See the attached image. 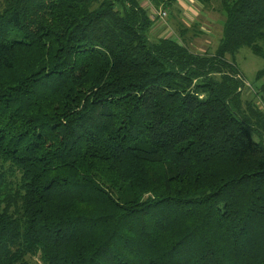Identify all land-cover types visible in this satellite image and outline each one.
<instances>
[{
	"label": "trees",
	"instance_id": "obj_1",
	"mask_svg": "<svg viewBox=\"0 0 264 264\" xmlns=\"http://www.w3.org/2000/svg\"><path fill=\"white\" fill-rule=\"evenodd\" d=\"M221 11L197 54L137 0H0V264H264V0Z\"/></svg>",
	"mask_w": 264,
	"mask_h": 264
},
{
	"label": "rangeland",
	"instance_id": "obj_2",
	"mask_svg": "<svg viewBox=\"0 0 264 264\" xmlns=\"http://www.w3.org/2000/svg\"><path fill=\"white\" fill-rule=\"evenodd\" d=\"M138 1V0H137ZM161 1V0H160ZM168 1L169 5L173 7L175 5L176 0H163ZM188 0H186L187 2ZM193 1L194 7L197 10L196 15L188 17L185 16V20L189 23L185 26L190 30L188 34V44L189 48L192 52L197 54H205V53H213L220 42L223 32V23H224V15L221 11V0H207L206 2L199 1V0H190ZM140 4H143V1H138ZM159 2V1H158ZM146 3V2H145ZM198 4V6L196 5ZM157 8L164 9L167 14L168 10L163 5H154ZM146 9V7H144ZM177 11H173L175 13V17H183L178 13L179 6L177 5ZM192 13L193 11L190 10ZM199 11V12H198ZM149 14V12L147 11ZM150 17V15H149ZM193 21H192V20ZM180 20V19H179ZM179 20H171L170 24L171 27L174 29L172 31L171 37L178 36V28L182 23ZM184 23V22H183ZM177 24V25H176ZM185 24V23H184ZM178 26V27H177ZM167 35V32H166ZM179 37V36H178ZM177 38V37H176ZM236 64L240 70V76L245 81V88H242L241 92L243 95V101H253L257 109L264 115V93H259L257 90L264 82V77H261L259 81H257V74L258 71L264 68V60L260 57L254 55L250 49L242 48L236 54ZM228 59L231 60L229 57ZM260 114V115H262ZM252 138L255 141H259L260 137L258 133L253 130L249 129ZM148 195L144 197L147 199Z\"/></svg>",
	"mask_w": 264,
	"mask_h": 264
},
{
	"label": "crops",
	"instance_id": "obj_3",
	"mask_svg": "<svg viewBox=\"0 0 264 264\" xmlns=\"http://www.w3.org/2000/svg\"><path fill=\"white\" fill-rule=\"evenodd\" d=\"M138 1H141V0H138ZM150 1L152 2L153 5H157L154 0H150ZM175 2L176 3H175V5L173 7H171V6H167L166 7L167 10H168V15H167V18H166L167 24L165 25V24H163L161 22H155L154 23V28L152 30V34H153L154 37L155 36L162 37V36L166 35V32L168 31L167 27L172 29V30H174L173 29L174 27L173 28L171 27V25H172L170 23L171 20L173 21V20H177V19L179 20L180 19L179 23L181 21L182 22L181 24H183L184 26H187L186 23L188 24L189 22L185 20V16L188 17L189 14H191V16L196 15L197 10L194 7L193 1L188 0L186 2V0H176ZM161 5H163V4H161ZM177 5L179 6L178 13H180V15L183 16L181 18L180 17L176 18L175 17L176 16L175 13L173 12L174 10L177 11V9H176ZM196 5L198 6V4H196ZM190 10H192L193 13ZM167 35H169L168 32H167Z\"/></svg>",
	"mask_w": 264,
	"mask_h": 264
},
{
	"label": "built area",
	"instance_id": "obj_4",
	"mask_svg": "<svg viewBox=\"0 0 264 264\" xmlns=\"http://www.w3.org/2000/svg\"><path fill=\"white\" fill-rule=\"evenodd\" d=\"M143 1V7H146V10L149 12L150 19L153 22H161L163 24H167L166 18H167V12L162 8L155 7L150 0H142ZM146 2V3H145ZM168 34L169 35H175L172 34V31L170 28H168Z\"/></svg>",
	"mask_w": 264,
	"mask_h": 264
}]
</instances>
